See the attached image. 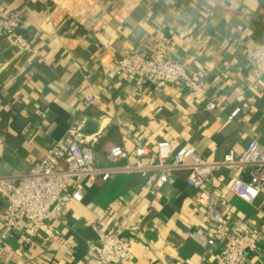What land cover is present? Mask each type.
I'll list each match as a JSON object with an SVG mask.
<instances>
[{
  "label": "crops",
  "instance_id": "obj_1",
  "mask_svg": "<svg viewBox=\"0 0 264 264\" xmlns=\"http://www.w3.org/2000/svg\"><path fill=\"white\" fill-rule=\"evenodd\" d=\"M20 8L26 16L19 33L34 50L0 38L2 174L40 161L76 117L96 138L99 165L108 164L115 144L131 152L132 135L150 147L151 161L160 140L189 141L210 160L241 153L254 138L264 144V76L255 90L245 85L247 51L264 40V0H0L1 15ZM166 42L203 92L148 79L137 94L133 77L115 73L121 57L151 54ZM186 175L175 171L157 194L146 192L135 172L88 176L83 200L70 202L23 247L26 230L1 238L6 201L0 195V264H100L89 254L98 243L96 224L129 239L120 264H215L222 244L203 260V249L187 234L205 226V212ZM235 176L222 168L214 179L226 221L234 228L264 225V186L246 202L229 189ZM245 264H264V238Z\"/></svg>",
  "mask_w": 264,
  "mask_h": 264
},
{
  "label": "built area",
  "instance_id": "obj_2",
  "mask_svg": "<svg viewBox=\"0 0 264 264\" xmlns=\"http://www.w3.org/2000/svg\"><path fill=\"white\" fill-rule=\"evenodd\" d=\"M25 16V8L0 14V38L7 37L18 49L31 51L34 50L31 42L19 33ZM246 59L250 74L245 78V85L255 90L264 76V40L252 45ZM114 70L118 76L128 75L135 79L133 91L137 94L143 93L148 79H154L158 87L178 81L189 91H204L201 81L185 64L169 54L167 42L151 54L135 52L121 57L115 62ZM215 105L211 102L209 108ZM85 124L84 118H74L67 133L47 148L45 156L27 171L4 175L0 170V195L6 201L2 239L26 230L21 237V247L32 242L49 219L59 218L70 202L83 200L88 176L107 180L116 173L135 172L140 174L144 190L157 194L175 171L186 170V181L195 189V201L205 212V226L191 228L187 234L203 249V260L216 252L218 242L222 247L215 253V264H245L248 254L258 248L264 238V225L234 228L229 224L225 205L213 184L219 170L229 169L236 174L230 191L253 203L264 186V144L259 140H250L241 153L229 150L219 160L201 157L189 141L160 140L156 144L157 158L151 161L150 147L132 135L131 152L124 145L115 144L107 152L108 164L99 165L95 160L96 138L85 132ZM131 157L134 160L128 161ZM61 163L65 166L60 167ZM1 165L0 159V169ZM93 228L98 234V243L89 254L96 256L100 264H120L127 258L131 244L122 232L109 231L98 224ZM168 264L178 263L170 260Z\"/></svg>",
  "mask_w": 264,
  "mask_h": 264
}]
</instances>
